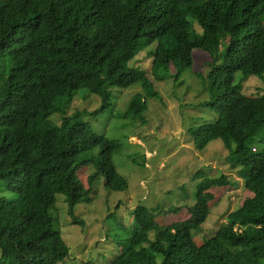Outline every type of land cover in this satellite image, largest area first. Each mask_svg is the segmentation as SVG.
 Segmentation results:
<instances>
[{
	"label": "trees",
	"instance_id": "obj_1",
	"mask_svg": "<svg viewBox=\"0 0 264 264\" xmlns=\"http://www.w3.org/2000/svg\"><path fill=\"white\" fill-rule=\"evenodd\" d=\"M225 41L223 63L209 74L211 99L203 104L218 118L189 134L200 153L221 141L251 196L198 247L192 235L211 214L210 190L232 184L226 175L199 170L189 217L159 230L155 214L138 206V231L121 243L113 264L264 263V92L245 96L242 83L234 82L238 72L243 81L264 82V0H0V188L15 196L0 198V261L64 262L70 251L50 211L57 195L73 215L75 205L91 200L98 176L111 191L128 189L113 164L121 145L99 136L84 122L85 112L67 116L79 89L101 96L106 107L111 88L139 82L145 93L125 116L141 117L147 98L159 96L144 71L128 67L143 51L156 45L152 71L175 67L177 81L193 65L190 52L216 62ZM55 113L61 124L49 120ZM84 167L96 170L89 188L77 175Z\"/></svg>",
	"mask_w": 264,
	"mask_h": 264
},
{
	"label": "rangeland",
	"instance_id": "obj_2",
	"mask_svg": "<svg viewBox=\"0 0 264 264\" xmlns=\"http://www.w3.org/2000/svg\"><path fill=\"white\" fill-rule=\"evenodd\" d=\"M198 28L197 34L201 32ZM225 42L216 62L207 53L193 51L192 67L177 81L175 67L152 71L150 54L155 52L156 45L132 61L128 67L144 71L159 93V97L147 98V110L142 118L125 116L136 95L145 93L139 82L127 88H111L112 104L106 107L101 96L86 89L74 94L66 108L67 116L85 112L84 122L91 124L99 136L121 145L113 156V164L128 181V189L111 191L105 187V178L98 176L91 186V200L75 205L73 215L65 196L57 195L50 211L70 251L60 264H113L121 255V243L138 231L134 221L138 206L147 207L155 214L159 230L164 225L186 220L188 209L195 202L193 176L199 170L212 178L226 175L232 184L210 190L214 195L210 202L211 214L200 231L192 235L196 246L212 238L227 222L228 215L251 196L237 172L229 167V153L223 143L213 142L200 153L194 149L189 134L191 128L213 123L218 118L216 112L203 104L211 99L209 74L212 68L223 63L220 56L226 52ZM171 47H176L174 40ZM242 76L241 72L236 74L235 84L241 83ZM263 89V80L256 76L242 82L245 96L256 97L263 94ZM49 120L61 124L62 117L55 113ZM98 153V150L94 152L96 156ZM95 172L93 167H84L78 169L77 175L89 188L88 178ZM0 198L12 200L15 196L2 190ZM75 218L80 221L74 222ZM155 235L152 232L148 237L154 241ZM0 264L3 263L0 261Z\"/></svg>",
	"mask_w": 264,
	"mask_h": 264
},
{
	"label": "bare ground",
	"instance_id": "obj_3",
	"mask_svg": "<svg viewBox=\"0 0 264 264\" xmlns=\"http://www.w3.org/2000/svg\"><path fill=\"white\" fill-rule=\"evenodd\" d=\"M247 26H248V25H247ZM42 30H43V29H42ZM42 30H39V31H42ZM257 32H258V31H257ZM195 34H196V33H195ZM195 34H194V36H195ZM45 36H46V34H45ZM196 37H197V36H196ZM196 37H195V38H196ZM257 37H258V36H257ZM258 38H259V37H258ZM258 38H257V39H258ZM191 41H192V40H191ZM187 43H188V42H187ZM225 43H226V42H225ZM224 45H225V44H224ZM249 45H250V44H249ZM222 47H223V46H222ZM190 50H192V49H190ZM189 54H192V53L190 52ZM209 55H210V54H209ZM218 55H219V54H218ZM220 55H221V54H220ZM210 56H211V55H210ZM220 58H222V57L220 56ZM167 70H168V69H167ZM167 70H166V71H167ZM164 71H165V70H164ZM158 78H159V77H158ZM149 81H150V80H149ZM160 83H161V82H160ZM154 90H156V88H155ZM154 90H153V91H154ZM156 91H157V90H156ZM158 97H159V96H158ZM161 100H162V99H161Z\"/></svg>",
	"mask_w": 264,
	"mask_h": 264
},
{
	"label": "clouds",
	"instance_id": "obj_4",
	"mask_svg": "<svg viewBox=\"0 0 264 264\" xmlns=\"http://www.w3.org/2000/svg\"><path fill=\"white\" fill-rule=\"evenodd\" d=\"M226 42H227V41H226ZM227 44H228V43H227ZM208 55H209V54H208ZM242 82H243V80L241 81V83H242ZM263 92H264V89H263ZM261 95H262V94H261ZM257 96H259V95H257ZM257 96H256V97H257Z\"/></svg>",
	"mask_w": 264,
	"mask_h": 264
}]
</instances>
